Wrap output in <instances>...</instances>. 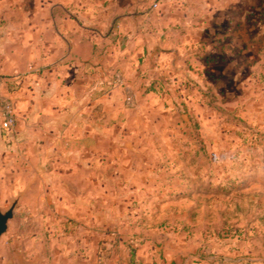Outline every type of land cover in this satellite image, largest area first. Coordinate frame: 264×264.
<instances>
[{"label": "rangeland", "instance_id": "obj_1", "mask_svg": "<svg viewBox=\"0 0 264 264\" xmlns=\"http://www.w3.org/2000/svg\"><path fill=\"white\" fill-rule=\"evenodd\" d=\"M0 68V264H264V0H0Z\"/></svg>", "mask_w": 264, "mask_h": 264}, {"label": "crops", "instance_id": "obj_2", "mask_svg": "<svg viewBox=\"0 0 264 264\" xmlns=\"http://www.w3.org/2000/svg\"><path fill=\"white\" fill-rule=\"evenodd\" d=\"M19 5H13L12 8L9 7V9H12L13 11L19 13V12H23V6H22V3L19 1L18 2ZM41 9H39V6H35L34 8V11L36 12V14L39 12H44V16H45V19L43 21H28L26 23H23V22H20V21H17V22H13V25L16 26V29L18 28L19 31H18V38L21 39V38H25L26 34L23 33L22 29L25 30V29H28V37L32 38L30 39L29 42H33L34 44H38V38L39 35H38V29L39 28H42L45 27L46 29V32H47V36L49 35L51 38L48 40L46 39V44L47 42H51L53 39V35H54V28H70V26H74V27H82L84 29L83 26H80L79 23H75L73 20L71 19H65V20H60L59 23L58 21H54L52 18H49L48 16V12L50 13L51 16H53V13L57 10H61V11H65V12H70L71 11V8H68V6H65V5H59V4H54L52 2H48L45 4V7H40ZM42 8H45V9H42ZM78 10V9H77ZM32 11V10H31ZM107 11L110 12V11H114V9L112 7H108L107 8ZM9 23H11L10 21H8ZM55 22H58L59 25ZM67 25V26H66ZM22 31V32H21ZM27 32V31H26ZM62 33H64V31H62ZM95 33H98V32H95ZM94 32L90 33L91 35H93L92 37L90 36V38L92 39H88L86 38L85 36H88L87 32L85 31H79L77 29V31H68V30H65V34H63L62 38H63V41H67V42H73V44L75 45H79L77 47V49L75 50H72V53L73 54H76L77 57H74V59L78 60V61H81V60H84V61H88V60H92L93 58V61L92 62H96V59H100V57H102V50L101 49H98L95 47V42H94V39L93 38H96V34ZM38 36V37H37ZM131 39H134V36H131L130 37ZM136 38V37H135ZM53 43V42H52ZM89 45V49H87V55L85 54V59L82 58L81 53H79L80 49L78 48H82L83 45ZM37 49V48H36ZM35 49V52L37 51ZM38 53V52H37ZM36 53V54H37ZM79 56V57H78ZM39 59L41 57H38ZM82 58V59H81ZM45 59L46 61L49 59V60H52L53 59V52H52V49L49 48V51L46 52L45 54ZM37 58H35L34 60V65L37 66ZM42 64L39 63V65ZM0 71H2V69L0 68ZM3 73H0V77L2 76ZM4 86H5V81L3 80V84H2V87H1V92L2 90L4 89Z\"/></svg>", "mask_w": 264, "mask_h": 264}, {"label": "built area", "instance_id": "obj_3", "mask_svg": "<svg viewBox=\"0 0 264 264\" xmlns=\"http://www.w3.org/2000/svg\"><path fill=\"white\" fill-rule=\"evenodd\" d=\"M2 84H3V80L0 77V93H1ZM130 101L131 98H129V102ZM0 122H1V127L5 131H11L17 124L15 107L10 98L0 97Z\"/></svg>", "mask_w": 264, "mask_h": 264}, {"label": "water", "instance_id": "obj_4", "mask_svg": "<svg viewBox=\"0 0 264 264\" xmlns=\"http://www.w3.org/2000/svg\"><path fill=\"white\" fill-rule=\"evenodd\" d=\"M18 202H19V199H16L12 203V206L6 211H3L0 209V239L8 231L9 222L15 216V208H16Z\"/></svg>", "mask_w": 264, "mask_h": 264}]
</instances>
